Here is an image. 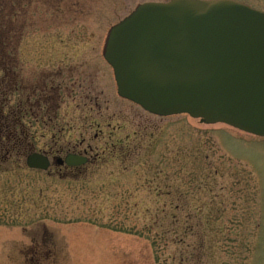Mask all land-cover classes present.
Wrapping results in <instances>:
<instances>
[{
	"label": "rangeland",
	"instance_id": "rangeland-1",
	"mask_svg": "<svg viewBox=\"0 0 264 264\" xmlns=\"http://www.w3.org/2000/svg\"><path fill=\"white\" fill-rule=\"evenodd\" d=\"M167 1L0 0L5 117L27 112L31 153L91 160L0 162V264H264V139L122 100L103 58L113 25Z\"/></svg>",
	"mask_w": 264,
	"mask_h": 264
},
{
	"label": "water",
	"instance_id": "water-1",
	"mask_svg": "<svg viewBox=\"0 0 264 264\" xmlns=\"http://www.w3.org/2000/svg\"><path fill=\"white\" fill-rule=\"evenodd\" d=\"M104 58L118 95L144 111L264 138V12L235 0L145 2L110 28ZM26 165L50 162L32 153Z\"/></svg>",
	"mask_w": 264,
	"mask_h": 264
},
{
	"label": "trees",
	"instance_id": "trees-1",
	"mask_svg": "<svg viewBox=\"0 0 264 264\" xmlns=\"http://www.w3.org/2000/svg\"><path fill=\"white\" fill-rule=\"evenodd\" d=\"M0 68L7 69V65L1 63ZM9 92L10 91L7 88L0 87V101H2L3 103L9 101ZM3 105L4 104L0 105V162L6 161V159H8L11 155H27V153L32 151L34 148L33 145L29 143V140L35 138L34 134L31 137L29 133L26 132L24 120L26 119L27 112L22 109V106H19L18 111L14 112L11 117H5L8 113L3 112ZM159 222L162 224L164 222V219L159 218ZM159 222H157L156 224H158ZM173 224L174 222L170 221V226H172V229ZM166 232H163L162 234L156 233L153 237H151V241L155 243V241L163 240V236L166 235ZM173 233L174 235H176L178 232L177 230L173 229ZM208 234L211 236L208 240H210L211 242L214 241V233L209 232ZM173 236L172 238L175 239ZM204 240L206 239L203 235L201 236L202 243L204 242ZM217 247L219 248V242L217 244Z\"/></svg>",
	"mask_w": 264,
	"mask_h": 264
},
{
	"label": "flooded vegetation",
	"instance_id": "flooded-vegetation-1",
	"mask_svg": "<svg viewBox=\"0 0 264 264\" xmlns=\"http://www.w3.org/2000/svg\"><path fill=\"white\" fill-rule=\"evenodd\" d=\"M120 98V97H119ZM122 99V98H121ZM122 100H125V99H122ZM125 101H127V100H125ZM63 149H61L60 151H55V152H48V153H46V152H43V153H39V154H42V155H44V156H46L47 158H48V160H49V162H50V166H49V168L51 167V160H53V162L57 165V166H59V167H66V168H71V169H78V168H81V167H84V166H86V165H88V164H90V162H91V160H90V158H88L87 157V151H84V153H81V151H76V150H73V151H69V152H67L66 154H65V156L64 157H59L57 154H59V153H63ZM38 153V152H37ZM49 153H51V154H49ZM51 155V156H49V155ZM70 154H73V155H79V156H83V157H86L87 159H88V161H87V163L86 164H84V165H79V166H68L66 163H65V158L68 156V155H70ZM50 157H51V159H50ZM54 157V158H53Z\"/></svg>",
	"mask_w": 264,
	"mask_h": 264
}]
</instances>
